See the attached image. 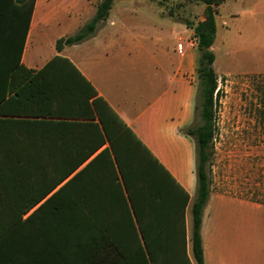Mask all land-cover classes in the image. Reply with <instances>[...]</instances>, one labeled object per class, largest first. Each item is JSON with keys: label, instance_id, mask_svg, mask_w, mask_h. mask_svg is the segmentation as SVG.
Segmentation results:
<instances>
[{"label": "trees", "instance_id": "trees-1", "mask_svg": "<svg viewBox=\"0 0 264 264\" xmlns=\"http://www.w3.org/2000/svg\"><path fill=\"white\" fill-rule=\"evenodd\" d=\"M199 1L204 18L192 26L196 121L185 129L195 147L191 198L67 57L55 54L37 70L21 63L35 0H0V193L16 203L21 195L29 209L59 186L45 204L72 225L89 264H204L201 212L220 98L211 49L219 0ZM112 2L99 0L93 17L58 38L56 50L93 34Z\"/></svg>", "mask_w": 264, "mask_h": 264}, {"label": "crops", "instance_id": "crops-1", "mask_svg": "<svg viewBox=\"0 0 264 264\" xmlns=\"http://www.w3.org/2000/svg\"><path fill=\"white\" fill-rule=\"evenodd\" d=\"M98 2L35 0L21 63L37 70L55 54L67 57L193 198L195 147L185 129L193 120L197 89L195 37L188 41L185 24L161 11L149 12L147 0H113L93 34L57 51L56 40L75 34ZM166 23L175 27L167 32ZM137 48L149 63L107 64ZM58 187L29 209L21 195L16 203L14 195L0 193L5 264H75L76 256L85 255L87 247L71 238L72 225L59 222L58 211L45 204ZM250 205L246 199L209 194L200 225L204 264H264V222L252 216ZM254 206L264 213V205ZM186 237L190 253L187 221Z\"/></svg>", "mask_w": 264, "mask_h": 264}, {"label": "rangeland", "instance_id": "rangeland-1", "mask_svg": "<svg viewBox=\"0 0 264 264\" xmlns=\"http://www.w3.org/2000/svg\"><path fill=\"white\" fill-rule=\"evenodd\" d=\"M148 1L150 8L140 10L161 11L185 24L188 41L194 37L190 27L204 18V4L199 0ZM214 8L216 33L211 49L220 98L215 110L210 194L249 200L252 216L257 215L262 223L263 209L254 204L264 205V0H219ZM166 26L167 32L175 27L173 23ZM137 49L107 64L149 63L146 54ZM194 80L196 83V77ZM195 121L193 114L191 124ZM186 221L190 246L189 211ZM86 260V255L76 256L75 264H89Z\"/></svg>", "mask_w": 264, "mask_h": 264}]
</instances>
